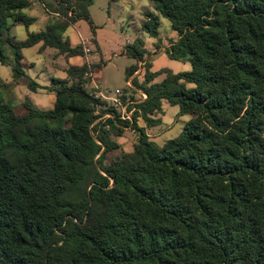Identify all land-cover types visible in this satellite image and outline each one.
<instances>
[{
    "label": "trees",
    "instance_id": "1",
    "mask_svg": "<svg viewBox=\"0 0 264 264\" xmlns=\"http://www.w3.org/2000/svg\"><path fill=\"white\" fill-rule=\"evenodd\" d=\"M41 1L59 17L16 42L8 21L28 29L32 3L0 0V62L11 53L15 77L24 75V49L84 57L64 34L82 20L95 31L94 0ZM147 1L178 34L166 53L190 57L192 69L152 72L149 63L133 78L148 100L133 124L122 123L139 137L114 162L106 154L120 145L111 137L125 130L109 121L94 137L102 103L84 90L86 64L53 80L51 110L15 109L0 82V264H264V0ZM159 16L142 25L154 39ZM146 52L138 40L125 54L143 62ZM164 103L190 120L159 145L147 130L161 125Z\"/></svg>",
    "mask_w": 264,
    "mask_h": 264
},
{
    "label": "rangeland",
    "instance_id": "2",
    "mask_svg": "<svg viewBox=\"0 0 264 264\" xmlns=\"http://www.w3.org/2000/svg\"><path fill=\"white\" fill-rule=\"evenodd\" d=\"M25 13L30 17L37 18V22L28 29L23 26L10 27V35L19 41L25 40L28 32L37 33L45 30L52 20V17L44 14V8L41 4L32 10L25 11ZM148 13L159 16L147 0H122L116 3L111 2V0H94L90 7V15L95 31H92L87 21L82 20L77 26L66 32L65 38L74 46L81 44L85 39H89L86 42V47L92 51L84 54V60L87 56L89 59V63L85 61L88 72L84 75V80L88 83L84 90L92 94L94 98L100 93L113 97L116 91L125 93L130 91L126 70L132 66L139 67V61L128 57L125 51L128 45H133L138 40L143 41L147 50L146 57L141 62L142 68L151 63L153 72H160L163 69L172 70L174 73L191 71V60L176 61L166 53V50L171 46L170 42L178 39V34L172 30L167 19L159 16V37L156 39L142 31V25L146 20L145 15ZM8 23L11 25V20ZM39 48L38 46L24 50L25 57L29 62H34L35 67L23 68L24 75L18 79V82L19 84L25 83L26 90L16 93L11 102L16 104L31 101L37 108L49 110L54 107L56 100L53 79H65L67 77L65 70L77 59L67 61L60 57L58 61L52 59L46 61L42 54L37 53ZM99 63H104L103 67L101 69L94 68ZM0 79L5 82V87L13 86L11 84L13 80L11 66L2 65L0 62ZM162 79L163 76L161 75L156 79V82H160ZM92 80L96 81V85L92 84ZM31 81L39 84L40 88L37 93L29 90L28 84ZM187 86L189 89L195 87L193 84ZM5 87L1 90L2 98L5 97ZM100 101L102 103V100ZM161 118L162 123L159 127L161 134L153 137V140L159 145H164L167 141L176 138L189 121L188 115L181 114L178 107L167 103H164V114ZM122 126L120 128L125 130L124 135L117 138L114 135L111 137L112 140L114 139L119 143L120 147L106 154L108 164L121 158L124 154L132 152L135 143L138 141L139 135L136 131L130 127H125L123 124Z\"/></svg>",
    "mask_w": 264,
    "mask_h": 264
},
{
    "label": "crops",
    "instance_id": "3",
    "mask_svg": "<svg viewBox=\"0 0 264 264\" xmlns=\"http://www.w3.org/2000/svg\"><path fill=\"white\" fill-rule=\"evenodd\" d=\"M31 1V3H32V7L30 8V9H28V10H25V11H29V10H32L33 8H36L37 6H38V4H41L42 6H43V8H44V14L45 15H48V16H50V17H52V18H57V17H59L58 15H55V14H52V13H49L48 11H47V9L45 8V6H44V4H43V2L41 1V0H30ZM25 11H24V13H25ZM89 11H90V9H89ZM26 14V13H25ZM31 18H33V17H31ZM51 18V19H52ZM36 21H35V23L37 22V18H34ZM80 22V21H79ZM79 22H77V23H75V24H73L70 28H72V27H75V26H77L78 24H79ZM34 23V24H35ZM33 24V25H34ZM32 25V26H33ZM21 25H13L12 24V21H11V25H10V27H20ZM31 26V27H32ZM24 27V26H23ZM69 28V29H70ZM68 29V30H69ZM67 30V31H68ZM66 31V32H67ZM41 32V31H40ZM29 33H35V32H28V34ZM37 33H39V32H37ZM28 34H27V37H28ZM66 34V33H65ZM65 34H64V39L65 40H67L66 38H65ZM9 35H10V33H9ZM11 36V35H10ZM16 42H22V41H19V40H17L15 37H13V36H11ZM27 39V38H26ZM25 39V40H26ZM25 40H23V41H25ZM89 39H85V40H83L82 41V43L81 44H78V45H72V43H71V45L73 46V47H76V46H79V45H82V47H83V50H84V54H85V48L87 49V47H86V42L88 41ZM40 47L39 48V50H38V54H42L44 57H45V59H46V61H48L49 59H52V60H55V61H58V59L60 58V57H63L64 59H66L67 61H69V59H77V61L74 63V64H71L70 66H69V68L70 67H75V66H82V65H84L85 64V61L87 62V63H89V59H87V57H86V60H84V58H85V55H84V57H73V58H66V57H64L63 55H60L59 54V52L57 51V50H55V49H53V48H43L42 46V44H38V45H36V46H34V47ZM34 47H31V48H34ZM26 49H29V48H26ZM26 49H24V50H26ZM89 50H90V52L92 51L90 48H88ZM24 50L22 51V54H23V60L21 61V65H22V71L24 72V67H26L27 69L28 68H34L35 67V63L34 62H29L28 61V59L25 57V55H24ZM52 51V52H51ZM147 51V50H146ZM8 58H7V62H6V64H2V65H7V66H11L12 67V71H13V68H14V66L16 65V62H15V60H14V58H13V56L11 55V53H8V56H7ZM146 57V56H145ZM187 60H191L190 59V57H188L187 58ZM95 61V60H94ZM68 68V69H69ZM68 69H64L65 71H66V76H67V70ZM63 70V71H64ZM142 70H143V68H142V65H141V62H139V67H138V70L136 71V73L131 77V78H133V77H138L139 79H142V75H141V72H142ZM152 70V69H151ZM172 71V70H171ZM153 72V71H152ZM173 72V71H172ZM20 77H15L14 76V71H13V80H12V82H11V84H13V86L12 87H5L6 86V84H5V82L3 81V80H1L0 79V82L2 83V89L5 87V89H6V91H5V97H3V99L7 102V103H9V104H11L15 109L16 108H19V107H21L24 103H26V102H29V103H31L36 109H39V108H37L31 101H24V102H20V103H16V104H14V103H12L11 102V100L14 98V95L16 94V93H20V92H24L25 90H26V87H25V83H23V84H19V82H18V79H19ZM65 79H67V77L65 78ZM54 80V79H53ZM60 80H62V79H60ZM64 80V79H63ZM32 82H34V83H36L35 81H32ZM96 81L95 80H92V84H94V85H96V83H95ZM156 82V81H155ZM38 86H39V84L38 83H36ZM29 88V87H28ZM40 88V86L38 87V89ZM1 89V90H2ZM38 89L36 90V91H33L34 93H37L38 92ZM30 90V89H29ZM32 91V90H31ZM55 98H56V96H55ZM55 102H56V100H55ZM54 106H55V104H54ZM54 108V107H53ZM53 108H51V109H53ZM51 109H49V110H51ZM163 109H164V105H163ZM39 110H42V109H39ZM189 116V115H188ZM161 120H162V118H161ZM189 120H190V116H189ZM161 125H159L158 127H156L155 129H153V131H151L150 132V130H147V133H148V136L149 137H151L152 138V140H153V137L154 136H159L160 134H161V131L159 130V127H160ZM124 135V134H123ZM122 135V136H123ZM154 141V140H153ZM117 142V141H116ZM155 142V141H154ZM118 143V142H117ZM119 144V143H118Z\"/></svg>",
    "mask_w": 264,
    "mask_h": 264
},
{
    "label": "built area",
    "instance_id": "4",
    "mask_svg": "<svg viewBox=\"0 0 264 264\" xmlns=\"http://www.w3.org/2000/svg\"><path fill=\"white\" fill-rule=\"evenodd\" d=\"M85 53H90V50L85 48ZM133 78H129L128 87L130 91L128 93L116 91L113 97L105 96L102 93L95 96L96 99L102 100V104L96 108L92 124L93 128H98L93 134L95 138L102 128L110 129L109 121L117 127H122L124 122L133 124L136 113L141 115L140 105L148 100V95L133 84Z\"/></svg>",
    "mask_w": 264,
    "mask_h": 264
}]
</instances>
